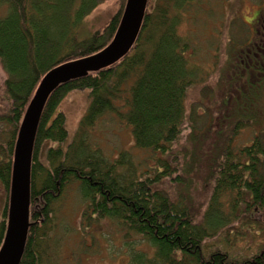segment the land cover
<instances>
[{
	"label": "trees",
	"instance_id": "obj_1",
	"mask_svg": "<svg viewBox=\"0 0 264 264\" xmlns=\"http://www.w3.org/2000/svg\"><path fill=\"white\" fill-rule=\"evenodd\" d=\"M104 1L0 0V66L5 74L0 244L13 146L25 107L47 71L89 56L110 42L125 0H118V10L102 27H89L88 18ZM196 1L148 0L140 34L126 56L50 95L35 137L29 206L33 224L20 264H59L49 253L56 242L52 215L59 195L72 184L85 203L86 220L94 216L111 220L127 236H137L147 245L131 247L126 264H264V116L259 106L264 97V56L253 48L243 57L237 53L239 65L252 66L246 78H240L245 88L238 93L250 85L248 111L229 116L239 83L234 84L201 132L196 125L201 106L189 110L187 105L200 67L190 60L188 40L178 32L182 13ZM226 55L225 64L230 66ZM74 90H86L89 104L75 135L67 140L65 114L58 107ZM105 114L128 125L134 147L147 156L136 160L122 150L107 157L94 148L89 138ZM246 121L261 124L260 128L247 144H236L233 137ZM45 141L56 145L42 148ZM203 164L206 195L196 204L189 187ZM165 182L183 191L174 198ZM257 234L262 238L254 252L232 253L236 242ZM217 236L218 244L205 252V241Z\"/></svg>",
	"mask_w": 264,
	"mask_h": 264
},
{
	"label": "rangeland",
	"instance_id": "obj_2",
	"mask_svg": "<svg viewBox=\"0 0 264 264\" xmlns=\"http://www.w3.org/2000/svg\"><path fill=\"white\" fill-rule=\"evenodd\" d=\"M263 5L264 0H199L191 3L182 13V22L178 27V32L188 40L190 60L199 64L200 67L199 77L195 78L197 82L188 91L187 105L189 110L196 104L201 106L197 108L200 117L196 124L197 128L202 127L201 132L204 131L206 120L211 119L212 116L215 117L220 103L229 95V91H233L234 84L239 83L235 87L233 94L235 98L229 116L233 117L238 115L237 113L248 111L247 101L252 98V95L248 94L250 85L244 93L239 95L238 93L240 89L245 88V85L240 86V78L244 80L252 66L239 65L237 53L243 57L244 52L250 48V43L253 40L256 41V38L249 37L251 29L248 19L252 17L255 9ZM118 6V0H106L99 4L87 20L89 27H102L118 10ZM257 29L261 33L259 26ZM260 43L261 40L257 42V45L255 44V50ZM224 49L228 52L227 55ZM225 55L230 66L228 63L225 64ZM238 57L240 60L241 57ZM228 73L229 78L227 79ZM4 75L0 66V114L4 111L1 97V82ZM226 81L229 84H225ZM88 104L87 91L74 90L69 92L59 105L58 110H62L65 114L67 140L75 135ZM259 106L260 113L264 116V97L259 101ZM260 125L247 122L246 126L235 133L232 141L239 145L247 144ZM3 128L4 125L0 123V132ZM89 139L94 148H99L107 157L114 156L122 150L130 151L136 160L147 156L145 151L134 147L130 127L120 122L116 116L111 117L105 114L99 119ZM55 145V142L45 141L42 148L55 147ZM206 168L203 164L201 170L192 176L189 193L196 204L205 200L203 172H206ZM164 186L170 194L173 193L174 198L180 191H183L181 186L176 187L168 182H165ZM186 192L188 193V189ZM59 196L60 198L54 203L56 210L52 215L55 226L52 237L56 239V242L52 243L51 251H49L52 256H56L59 264H126L127 252L131 247L148 248L142 239L134 235L127 236L125 230L111 220H99L95 216L86 220V215L83 214L85 203L77 185L72 184L65 187ZM3 199L0 184V220L2 219ZM89 212L87 211V215ZM261 238L262 236L257 234L236 242L232 253L247 255L254 252ZM219 239L221 237L217 236L205 241V252L214 248Z\"/></svg>",
	"mask_w": 264,
	"mask_h": 264
},
{
	"label": "water",
	"instance_id": "obj_3",
	"mask_svg": "<svg viewBox=\"0 0 264 264\" xmlns=\"http://www.w3.org/2000/svg\"><path fill=\"white\" fill-rule=\"evenodd\" d=\"M147 4L148 0H125L117 28L104 48L54 66L36 85L15 136L0 264H20L28 229L33 224L29 221L32 155L37 128L48 98L58 87L110 67L126 56L140 34Z\"/></svg>",
	"mask_w": 264,
	"mask_h": 264
},
{
	"label": "flooded vegetation",
	"instance_id": "obj_4",
	"mask_svg": "<svg viewBox=\"0 0 264 264\" xmlns=\"http://www.w3.org/2000/svg\"><path fill=\"white\" fill-rule=\"evenodd\" d=\"M260 17H262V18L260 19ZM261 20H262V22H260ZM248 25H249V27L251 29L249 37L256 38V41L253 40L250 43V45H251L250 48L254 49L255 44L257 45V42L259 40H261V43L259 44L258 47H256V49H259V52H261L262 55L264 56V5L262 7H260V8L255 9L252 12V17L248 19ZM258 26L262 30L261 33L257 29ZM247 51L249 52L250 50H247ZM4 203H5V201H4ZM3 206H4V204L2 205V207Z\"/></svg>",
	"mask_w": 264,
	"mask_h": 264
}]
</instances>
